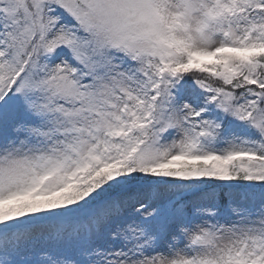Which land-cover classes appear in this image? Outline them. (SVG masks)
Instances as JSON below:
<instances>
[{
    "label": "snow or ice",
    "instance_id": "1",
    "mask_svg": "<svg viewBox=\"0 0 264 264\" xmlns=\"http://www.w3.org/2000/svg\"><path fill=\"white\" fill-rule=\"evenodd\" d=\"M0 264H264V0H0Z\"/></svg>",
    "mask_w": 264,
    "mask_h": 264
}]
</instances>
